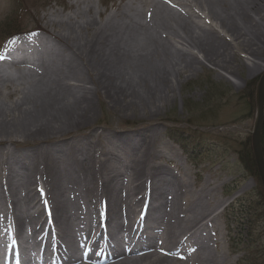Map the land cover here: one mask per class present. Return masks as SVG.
<instances>
[{"label": "bare ground", "instance_id": "1", "mask_svg": "<svg viewBox=\"0 0 264 264\" xmlns=\"http://www.w3.org/2000/svg\"><path fill=\"white\" fill-rule=\"evenodd\" d=\"M81 5L43 15L0 65V264H233L211 247L225 237L226 183L198 182L150 112L195 66L253 78L233 49L263 52L264 0ZM100 93L147 109L150 124L94 128Z\"/></svg>", "mask_w": 264, "mask_h": 264}, {"label": "rangeland", "instance_id": "2", "mask_svg": "<svg viewBox=\"0 0 264 264\" xmlns=\"http://www.w3.org/2000/svg\"><path fill=\"white\" fill-rule=\"evenodd\" d=\"M113 1L118 2L0 0V39L1 32L9 25L20 26L24 31L43 29V15L52 10L67 9L72 3H81V8L89 6L92 11H110L112 9L107 6ZM211 22L208 20V25ZM233 51L236 61L255 62L259 70L253 78L246 77L245 67L229 75L225 70L195 66L174 80L166 94L168 99L151 109L153 117L150 118L151 124L161 130L162 141L177 147L179 160L196 174L198 182L210 178L216 184L226 183L217 193L221 201H226V205L217 211L221 216L219 231L225 237H221L222 240L216 238L217 246H211L212 250L222 248L233 264H264V192L250 151L256 118L254 97L264 73V50L255 55L245 48ZM99 95L98 102L96 98L93 100L94 128L133 131L150 124L145 121L149 118L147 109L142 110L139 106L131 109L128 105L131 101L123 99V95L116 99V103L102 93ZM259 140L264 158V125ZM10 149L16 150L15 146ZM175 163L163 165L180 173ZM192 180L196 184L194 177Z\"/></svg>", "mask_w": 264, "mask_h": 264}, {"label": "water", "instance_id": "3", "mask_svg": "<svg viewBox=\"0 0 264 264\" xmlns=\"http://www.w3.org/2000/svg\"><path fill=\"white\" fill-rule=\"evenodd\" d=\"M259 84L255 95V105H256V118L253 126V131L251 135V150L252 156L257 175L259 177V182L262 186L264 192V158L261 148V132L264 125V75L260 76Z\"/></svg>", "mask_w": 264, "mask_h": 264}, {"label": "trees", "instance_id": "4", "mask_svg": "<svg viewBox=\"0 0 264 264\" xmlns=\"http://www.w3.org/2000/svg\"><path fill=\"white\" fill-rule=\"evenodd\" d=\"M14 26H12V25H9V27H7V28H5V30L4 31H2V33H10V31L12 30V28H13Z\"/></svg>", "mask_w": 264, "mask_h": 264}, {"label": "snow or ice", "instance_id": "5", "mask_svg": "<svg viewBox=\"0 0 264 264\" xmlns=\"http://www.w3.org/2000/svg\"><path fill=\"white\" fill-rule=\"evenodd\" d=\"M0 59H3V57H0Z\"/></svg>", "mask_w": 264, "mask_h": 264}]
</instances>
